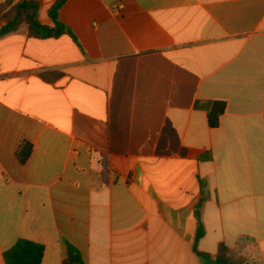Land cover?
Returning <instances> with one entry per match:
<instances>
[{
	"label": "crops",
	"instance_id": "crops-1",
	"mask_svg": "<svg viewBox=\"0 0 264 264\" xmlns=\"http://www.w3.org/2000/svg\"><path fill=\"white\" fill-rule=\"evenodd\" d=\"M59 20L78 44L0 38V264L20 240L41 264L66 242L86 264H201L200 224L201 252L249 239L264 264V0H67Z\"/></svg>",
	"mask_w": 264,
	"mask_h": 264
},
{
	"label": "trees",
	"instance_id": "trees-1",
	"mask_svg": "<svg viewBox=\"0 0 264 264\" xmlns=\"http://www.w3.org/2000/svg\"><path fill=\"white\" fill-rule=\"evenodd\" d=\"M67 0H57L49 10V18L54 27L43 25L40 21L41 2L38 0H8L0 5V16L5 24L0 28V38L17 32L22 26H27L29 35L35 39H59L63 36L71 37L77 44L75 35L59 20V13ZM62 74H57L58 79ZM47 79V76H44ZM226 111V103L214 102L209 111V124L212 128H218L220 118ZM32 145L23 141L18 150V158L25 163L30 157ZM208 199L205 184L202 183V198L196 208V217L200 218L201 210ZM205 236L202 224L199 225L194 243V252L201 264H256L250 262L246 255H242L243 249L248 243H256L252 240H243L236 247L230 248L225 244L219 246L215 255L201 252L198 249L200 240ZM246 242L244 245L242 243ZM67 258L64 264H86L81 252L70 242H66ZM245 250V249H244ZM44 256V247L26 240H20L12 249L4 254L6 264H41Z\"/></svg>",
	"mask_w": 264,
	"mask_h": 264
},
{
	"label": "rangeland",
	"instance_id": "rangeland-1",
	"mask_svg": "<svg viewBox=\"0 0 264 264\" xmlns=\"http://www.w3.org/2000/svg\"><path fill=\"white\" fill-rule=\"evenodd\" d=\"M245 243L246 242L242 243V245H244ZM244 249L242 255H246L245 257H248L250 262H254L255 261L254 256L256 255V246L254 244L248 243Z\"/></svg>",
	"mask_w": 264,
	"mask_h": 264
}]
</instances>
